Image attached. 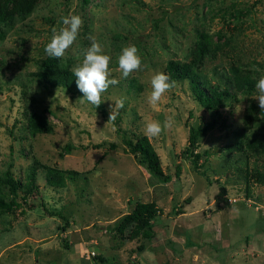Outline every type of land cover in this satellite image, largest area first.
<instances>
[{"label": "rangeland", "instance_id": "obj_1", "mask_svg": "<svg viewBox=\"0 0 264 264\" xmlns=\"http://www.w3.org/2000/svg\"><path fill=\"white\" fill-rule=\"evenodd\" d=\"M70 14L83 24L61 60L71 68L81 62L93 35L119 81L98 108L79 89L49 87L36 75L52 29ZM202 34L209 50L198 71L226 91L218 107L203 106L188 80L174 81L150 106L152 76L166 74L170 60L190 61ZM130 45L142 70L125 79L118 58ZM238 75L254 86L239 84ZM262 76L264 0H0V195L13 197L7 170L26 184L36 176L38 185L31 205L0 210V264H264V113L255 100ZM120 98L124 108L108 121ZM34 112L52 132H30ZM165 120L169 127L150 141L170 181L126 152L124 140L144 134L145 121ZM207 123L197 170L184 152L191 127ZM254 137L256 145H248ZM47 166L75 178L51 186ZM138 202L162 209L149 241L113 228Z\"/></svg>", "mask_w": 264, "mask_h": 264}, {"label": "trees", "instance_id": "obj_2", "mask_svg": "<svg viewBox=\"0 0 264 264\" xmlns=\"http://www.w3.org/2000/svg\"><path fill=\"white\" fill-rule=\"evenodd\" d=\"M89 2V0H84ZM209 35L202 34L198 47L194 52V56L190 61L170 60L167 64V75L172 81L188 80L193 90L194 96L200 101L203 106L216 109L220 104L226 91H221L218 86L212 85L208 81H205L200 72L198 71L199 65L202 63L203 58L209 50ZM235 71L240 70V67L235 66ZM36 75L49 87L65 86L70 89H78L76 79L72 73V68L64 63L61 59L47 57L40 63L39 70ZM236 81L241 84L244 81L249 86H254V80L251 77L245 78L241 75L236 77ZM204 88H208L209 92ZM228 92V91H227ZM213 125V123H207L200 125L199 127H191L189 135V146L184 153H188L192 158L194 166L197 170L200 169V157L201 154L196 152L199 145V139L202 135L206 134L207 130ZM28 128L32 134L37 133H50L53 131V126L47 119L40 113L34 112L31 114ZM126 152L135 154L141 158V161L145 163L148 168L157 176L162 177L164 181H170L172 175L165 173L160 156L156 151L154 145L148 137L144 134L137 135L135 138H125ZM257 138L250 139L248 145H256ZM102 144H96L95 147H101ZM110 148H116L117 144L110 143ZM180 165L177 166L175 176H180ZM248 181L252 176V170L246 171ZM257 179L262 180L260 173L257 174ZM67 178H75L74 173L71 171H61L57 168L47 166L46 182L51 186H64ZM32 184L23 183L20 179L15 177L10 170H7L4 177V183L7 184L13 194L12 199L7 200L4 196L0 195V210L4 212H12L21 205H31L29 203V197L35 192L34 187L38 185L35 183L36 176L31 178ZM22 189V194L20 190ZM162 209L155 202H138L135 208L123 215L121 219L113 225L114 230L124 233L130 228V237L137 238L142 237L145 241L152 240L155 236L153 228V220L161 213ZM145 249V244L142 243L138 246V250Z\"/></svg>", "mask_w": 264, "mask_h": 264}, {"label": "clouds", "instance_id": "obj_3", "mask_svg": "<svg viewBox=\"0 0 264 264\" xmlns=\"http://www.w3.org/2000/svg\"><path fill=\"white\" fill-rule=\"evenodd\" d=\"M83 20L79 15L70 14L62 18V27L52 29L50 42L44 51L48 57L62 59L66 52L76 42ZM91 44L83 51V59L72 68L76 84L83 94L82 99L98 108L102 103V93L106 92L110 86L117 85L119 81L110 78L109 65L111 57L105 54L104 46L97 41L93 35L89 36ZM79 60V57H77ZM118 68L123 78H128L133 72L142 70V60L135 45L126 46L118 58ZM151 92L147 97V102L155 108L164 94L175 87V82L165 73H158L151 78ZM257 95L255 100L261 113H264V76L256 83ZM124 99H116L109 110L108 121H115L124 108ZM169 127V122L165 120L163 124L159 121H145L143 133L150 140L159 137L162 132Z\"/></svg>", "mask_w": 264, "mask_h": 264}]
</instances>
